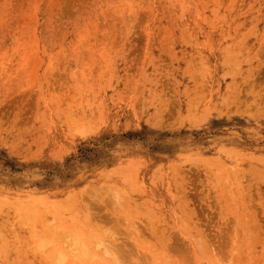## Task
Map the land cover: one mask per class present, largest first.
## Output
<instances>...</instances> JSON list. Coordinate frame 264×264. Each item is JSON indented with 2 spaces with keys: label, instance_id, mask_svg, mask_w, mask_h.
Masks as SVG:
<instances>
[{
  "label": "rangeland",
  "instance_id": "374dc122",
  "mask_svg": "<svg viewBox=\"0 0 264 264\" xmlns=\"http://www.w3.org/2000/svg\"><path fill=\"white\" fill-rule=\"evenodd\" d=\"M69 230L264 264V0H0V264Z\"/></svg>",
  "mask_w": 264,
  "mask_h": 264
},
{
  "label": "clouds",
  "instance_id": "9594fccd",
  "mask_svg": "<svg viewBox=\"0 0 264 264\" xmlns=\"http://www.w3.org/2000/svg\"><path fill=\"white\" fill-rule=\"evenodd\" d=\"M117 196V201H119ZM114 237L110 233L88 235L66 231L58 243H49L48 264H117L112 255Z\"/></svg>",
  "mask_w": 264,
  "mask_h": 264
},
{
  "label": "bare ground",
  "instance_id": "6f19581e",
  "mask_svg": "<svg viewBox=\"0 0 264 264\" xmlns=\"http://www.w3.org/2000/svg\"><path fill=\"white\" fill-rule=\"evenodd\" d=\"M231 66H232V65H231ZM18 224H19V223H18ZM24 240H25V239H24ZM44 248H45V247H44ZM40 249H41V248H40ZM41 251H42V249H41ZM35 257H36V256H35ZM46 262H47V261H45V263H46ZM43 263H44V262H43ZM45 263H44V264H45Z\"/></svg>",
  "mask_w": 264,
  "mask_h": 264
}]
</instances>
